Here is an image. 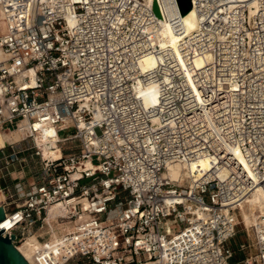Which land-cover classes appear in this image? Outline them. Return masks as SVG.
<instances>
[{
	"label": "built area",
	"instance_id": "built-area-1",
	"mask_svg": "<svg viewBox=\"0 0 264 264\" xmlns=\"http://www.w3.org/2000/svg\"><path fill=\"white\" fill-rule=\"evenodd\" d=\"M193 7L200 26L173 47L154 41L152 0H0V128L55 126L69 143L56 159L35 147L34 184L0 182V205L19 206L0 222L16 246L59 231L39 264H264V223L234 242L242 204L264 189V0ZM3 149L0 171L23 152Z\"/></svg>",
	"mask_w": 264,
	"mask_h": 264
},
{
	"label": "bare ground",
	"instance_id": "bare-ground-1",
	"mask_svg": "<svg viewBox=\"0 0 264 264\" xmlns=\"http://www.w3.org/2000/svg\"><path fill=\"white\" fill-rule=\"evenodd\" d=\"M152 1L155 2V0ZM158 2L160 4L159 6L162 12V17L160 18V33L154 36L155 42L159 43L162 46L171 45L173 47H176L178 45V41L182 37L183 32L189 35L198 30L200 26V18L196 8L193 7L189 13L183 15L180 11L177 0H158ZM5 26V29L0 34L4 33L8 29L9 23L7 22V20ZM179 30H181V32H179ZM181 61L186 64L184 59H181ZM195 62L198 66H200L202 60L196 59ZM155 63L156 60L153 57L149 56L146 57L143 65L144 67H148L153 66ZM184 68L189 78L192 79L191 71L187 64L186 67L184 66ZM145 93L151 96V102L156 101L157 90L154 86L149 87ZM143 96H145L144 93ZM37 127L41 129L35 134L34 143L35 147L41 150L43 157L56 159L62 156L63 152L59 144V140L61 139V137L58 134L57 128L55 126L49 125H38ZM29 129V126L25 122H21L20 127L16 129L3 131V129L0 128V149L7 147V145L10 143L19 142L23 138L27 137ZM238 155L240 156L241 160H243L242 155L240 153H238ZM199 163L202 166V171H205L209 167L208 158H202ZM170 174L173 177L186 178V176L190 174V171L184 170L182 166L177 164L171 166ZM2 196L3 193L0 189V199H3ZM246 204L250 207V211L249 213H247V217L242 214V218L246 229L251 232L252 227L258 225L259 223H264V189L259 187L256 191H254L253 194L248 197L246 202L242 204L241 208ZM61 211H63V208H60L58 206L53 207L50 211V216L48 217L49 221L52 220L51 218L54 217V215ZM44 230H46L47 232H49V230L56 231L59 234V231L55 228L54 225H52L51 222L49 226H46L44 228ZM30 237L37 241L40 244V247L30 254L26 255L28 259L34 257V260H36V253L43 247L47 246L53 249H58L61 246V236L54 238L47 244L42 243L38 237L32 234L28 235L24 241H26Z\"/></svg>",
	"mask_w": 264,
	"mask_h": 264
},
{
	"label": "rangeland",
	"instance_id": "rangeland-1",
	"mask_svg": "<svg viewBox=\"0 0 264 264\" xmlns=\"http://www.w3.org/2000/svg\"><path fill=\"white\" fill-rule=\"evenodd\" d=\"M5 24H6V20L4 19V15H3L2 11L0 10V33L5 29V27H6ZM73 132H75L74 128L62 131V132H60V135L63 137V136H67ZM34 145H35L34 138H26L25 137L19 142L8 144L7 147H5L3 149L4 152L12 151V148H17V149L23 150L22 154L20 155V157H21L20 161L13 162L10 165H6V164L1 165L3 171L2 170L0 171V182L4 187L14 189V185L17 182H19L20 180L23 181L24 184H27V185L34 184L37 181L38 172H39L40 168L42 167V161H41V158L39 156L35 155L36 149H35ZM68 145H69V143L63 144L62 149L64 151H66ZM0 151H1V149H0ZM114 173H117V171H114ZM2 193H3V196H2L3 199H0V201L5 200V198H6V196H5L6 194L3 191H2ZM249 211H250V207L247 204L241 208V214H244L245 216L247 215V213H249ZM238 231H239L238 236L234 239V242L236 244H239L240 242L244 241L245 238H247V236L253 237L252 229L248 235V230L246 229V227L244 225L242 217L240 218V222L238 224ZM47 233L49 234V237H50L48 239V241L42 242L40 240L44 244L49 243L54 238L60 237V235L56 231H52V230L50 231L49 230V232H47L44 229L39 230L38 232L37 231L32 232L31 234L35 235L36 237L39 238L40 235L41 236L47 235ZM59 245H60V243H59ZM35 261H36V263L39 264L37 259Z\"/></svg>",
	"mask_w": 264,
	"mask_h": 264
},
{
	"label": "water",
	"instance_id": "water-1",
	"mask_svg": "<svg viewBox=\"0 0 264 264\" xmlns=\"http://www.w3.org/2000/svg\"><path fill=\"white\" fill-rule=\"evenodd\" d=\"M180 11L183 15L189 13L193 8V0H177ZM158 0L154 2V9L158 16L162 17V12L159 6ZM19 208L17 203L10 205H0V222L6 218V209L7 211L14 210ZM6 228L0 230V264H37L34 260V257L28 259L26 255L35 251L40 247V244L35 241L32 237L24 241L19 246H16L13 242L15 235L9 237L3 235V231Z\"/></svg>",
	"mask_w": 264,
	"mask_h": 264
},
{
	"label": "crops",
	"instance_id": "crops-1",
	"mask_svg": "<svg viewBox=\"0 0 264 264\" xmlns=\"http://www.w3.org/2000/svg\"><path fill=\"white\" fill-rule=\"evenodd\" d=\"M19 182H23V181L20 180ZM23 183H24V182H23ZM10 189H11V188H10Z\"/></svg>",
	"mask_w": 264,
	"mask_h": 264
}]
</instances>
